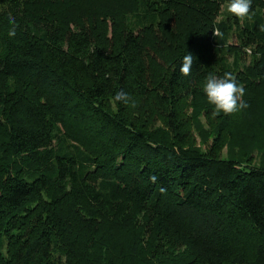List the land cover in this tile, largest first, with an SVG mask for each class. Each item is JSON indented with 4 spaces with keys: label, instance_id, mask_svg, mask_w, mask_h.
Returning <instances> with one entry per match:
<instances>
[{
    "label": "trees",
    "instance_id": "1",
    "mask_svg": "<svg viewBox=\"0 0 264 264\" xmlns=\"http://www.w3.org/2000/svg\"><path fill=\"white\" fill-rule=\"evenodd\" d=\"M104 1L0 0V264H264V164L220 154L222 121L192 146L205 78L235 69L215 1ZM238 69L264 82V51Z\"/></svg>",
    "mask_w": 264,
    "mask_h": 264
},
{
    "label": "rangeland",
    "instance_id": "2",
    "mask_svg": "<svg viewBox=\"0 0 264 264\" xmlns=\"http://www.w3.org/2000/svg\"><path fill=\"white\" fill-rule=\"evenodd\" d=\"M96 3L105 2L104 0H89ZM159 1V0H157ZM212 5L214 8L213 18L208 19L207 27L210 21L214 24L217 22L224 23L228 27L226 47L230 50L227 59L230 67L234 70L230 72L237 77L241 71L238 66H244L254 63V59L259 57L264 51V45L261 46L259 41L264 39V0H252L249 16L244 18L236 17L234 14L226 11L228 0H214ZM86 5L93 3H85ZM212 22V23H213ZM172 26L176 27V23L171 22ZM238 66H236V63ZM244 87V86H243ZM245 92L240 100H242L246 107L238 109L232 113L217 112L213 105H211L203 93V88L196 98L197 108L189 110L190 129L192 135L193 147L206 149L211 143L214 136H220L217 131L219 125L228 124L226 128H231L229 134L222 132L221 138L226 139L224 146L221 148L220 154L223 156L239 155L240 151H245L249 154L253 164H264V116H262L264 107V82H259L256 86L244 87ZM222 118L227 119L223 121ZM75 124V122H72ZM81 126V123H77ZM245 159V158H244ZM242 161H245L242 159ZM250 163V162H249ZM143 216L137 220V227L141 224ZM120 224V223H119ZM120 225L116 223L109 224L106 233L110 237H119L124 235L123 244L129 245V236L126 232L120 229ZM5 238L1 241L0 246L5 249ZM162 244V243H161ZM165 245V242H163ZM119 248H116L118 250ZM169 251L172 250L171 248ZM177 253V252H176ZM179 254V253H178ZM54 255H61L55 249ZM128 264V262L124 263Z\"/></svg>",
    "mask_w": 264,
    "mask_h": 264
},
{
    "label": "clouds",
    "instance_id": "3",
    "mask_svg": "<svg viewBox=\"0 0 264 264\" xmlns=\"http://www.w3.org/2000/svg\"><path fill=\"white\" fill-rule=\"evenodd\" d=\"M251 5L252 0H228L226 11L236 17L244 18L249 16ZM7 23L11 25L8 35L15 36L17 26L15 18L9 16ZM192 63V54L187 53L184 55L181 72L188 75L192 69ZM202 88L207 101L214 106L217 112L232 113L246 107V104L240 100V97L244 95L245 89L231 72H225L220 76L215 73H209L203 82ZM115 100L123 101L127 104L129 102L128 94L117 92ZM134 103L133 101V105Z\"/></svg>",
    "mask_w": 264,
    "mask_h": 264
}]
</instances>
